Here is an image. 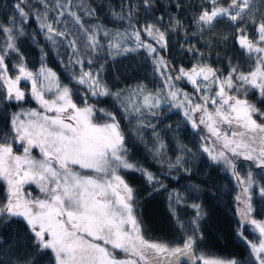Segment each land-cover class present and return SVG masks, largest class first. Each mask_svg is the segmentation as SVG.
<instances>
[{
  "label": "snow or ice",
  "instance_id": "snow-or-ice-1",
  "mask_svg": "<svg viewBox=\"0 0 264 264\" xmlns=\"http://www.w3.org/2000/svg\"><path fill=\"white\" fill-rule=\"evenodd\" d=\"M13 7L15 14L0 20V105L17 107L0 127V224L22 223L32 254L12 264H40L44 257L48 264H264V218L253 215L252 202L254 195L264 199V176L257 179L251 169L242 176L238 168L243 160L264 172V0L196 5L168 0L159 13L157 0H121L120 11L111 12L121 25L116 29L101 21L91 0H17ZM185 8L193 9L190 21L182 18ZM33 19L53 45L67 41L71 54L61 61L66 76L46 65L43 48L40 66H29L20 39H35L26 30ZM220 24L227 25L226 31L206 43L218 49L214 66L211 53L188 37L203 36ZM173 48L196 62H171L164 53ZM132 53L160 77L155 92L141 82L126 93L105 78L109 61ZM30 101L36 106L25 107ZM163 103L184 110L186 122L201 134V150L235 177L240 188L236 235L248 257L203 250V205L189 204L187 196L164 182L173 170L189 178L192 172L185 166L191 149L181 145V154L170 160L156 125L143 124L149 115L158 119ZM133 120L137 127L130 133ZM148 126L155 136L149 154L162 169L167 166L159 174L129 155L130 135L142 139ZM128 173L142 176L147 198L168 192L177 239L149 235L139 190ZM185 191L201 188L192 183ZM181 207L193 210L191 218H180ZM248 225L258 233L254 239L245 235Z\"/></svg>",
  "mask_w": 264,
  "mask_h": 264
},
{
  "label": "trees",
  "instance_id": "trees-1",
  "mask_svg": "<svg viewBox=\"0 0 264 264\" xmlns=\"http://www.w3.org/2000/svg\"><path fill=\"white\" fill-rule=\"evenodd\" d=\"M78 3L79 0H76ZM98 8L101 21L108 28L116 29L121 27L118 21L113 20L111 16L112 10L120 11L121 0H91ZM186 3L196 5L201 0H185ZM17 0H0V20H7L15 14L14 5ZM34 4L35 0H31ZM168 3V0H157V8L155 11L159 13ZM103 5V6H102ZM182 15L183 19L189 20L193 14V9L185 8ZM143 15V13H141ZM190 29H194V25L189 23L186 25ZM227 25L220 24L212 32H206L203 36H189L188 39L192 44L201 51L211 53L209 56L210 62H215V53L217 47H207L206 43L213 40L224 33ZM26 30L29 33H34L35 39L28 36L21 37L20 49L27 59L29 66L33 69L40 66L41 48L47 53L44 60L48 67H51L59 74L65 75L66 72L61 64V61H66L71 54V49L64 45L56 46L46 40L44 34L40 32L38 21L33 19L26 25ZM173 43L176 42V37H172ZM3 42V37L0 35V43ZM231 41L229 44L231 45ZM165 56L173 63H183L188 65L195 63V60H189L191 54L180 52L177 48H173L171 52L164 53ZM238 56V53H234ZM243 63V58H240ZM215 66V63H214ZM105 78L110 85H113L116 90L124 89L125 92L130 90L137 83L147 85L149 91L159 87L161 79L158 75L152 73L151 64L145 62L140 54L132 53L126 57H119L116 62H111L106 65ZM22 87H27L24 82ZM127 95L124 99L127 101ZM111 103V100H109ZM25 107H33V102H29ZM16 106L0 105V127L6 122V113L16 111ZM158 119H153L150 115L143 121L144 125H156V132L160 134V141L166 146L165 152L167 157L174 161L177 155H180V146H185L191 149L190 154H185L187 164L185 165L192 172L189 178L182 170H173L171 177L165 179L164 182L169 185V190L179 189L182 194L188 197V203H200L203 205L206 213L205 219L201 221V229L204 233V241L201 248L205 251H210L217 256H237L241 258L248 257L249 253L245 244L236 235L238 218L234 210L235 193L237 190V181L228 170H225L221 165L215 164L201 148L200 133L197 129H193L186 122L185 118L180 114L177 108L169 109L168 103H163L160 109L156 110ZM127 123V121L125 122ZM170 126V127H169ZM130 133H134L137 127V121L133 120L128 125ZM138 138L135 134L130 135V157L133 162L148 168L150 171L159 174L162 170L166 171L167 166L163 169L160 163H157L153 156L149 154V149L152 147L155 139L154 133L150 126L145 127ZM238 168L241 175H245L246 170L251 169L256 178L264 176L263 172L252 165L250 162L239 161ZM247 168V169H246ZM127 179L139 190L141 201V216L144 221V227L149 235L162 240H174L179 237V232L173 226V220L169 213L168 192L160 191L155 193L151 198H147L145 189L147 185L139 173H128ZM192 183L200 185V192L188 193L185 191L186 186ZM253 207L256 212L253 213L257 219L264 217V199L258 195L253 196ZM180 218L187 220L193 215V210L190 207H181L178 209ZM257 213H260L257 215ZM245 235L249 239H254L258 233H253V227L248 225L245 230ZM32 241L29 234L25 231L24 225L17 220H12L4 224H0V260L6 261L7 264H12L17 257L31 256L30 245ZM40 264H48V258L44 257L40 260Z\"/></svg>",
  "mask_w": 264,
  "mask_h": 264
},
{
  "label": "rangeland",
  "instance_id": "rangeland-1",
  "mask_svg": "<svg viewBox=\"0 0 264 264\" xmlns=\"http://www.w3.org/2000/svg\"><path fill=\"white\" fill-rule=\"evenodd\" d=\"M27 86H29V85H27ZM184 87H185V90L186 91H189V92H191V86L190 85H184ZM158 87H156V88H154L153 89V92H155L156 91V89H157ZM36 105H35V103L33 102V107H35ZM175 108V107H174ZM179 112H180V114L183 116V109H177ZM184 117V116H183ZM190 124V123H189ZM191 125V124H190ZM204 134H206V132L204 133ZM201 135V134H200ZM203 143V141L201 140V144ZM207 154V153H206ZM207 156L209 157V155L207 154ZM210 158V157H209ZM211 159V158H210ZM251 163V162H250ZM247 169V168H246ZM229 171V170H228ZM230 172V171H229ZM246 172H247V170H246ZM246 172H245V174H246ZM231 173V172H230ZM263 174H264V172H263ZM232 175V174H231ZM264 218V217H263ZM261 219V218H260Z\"/></svg>",
  "mask_w": 264,
  "mask_h": 264
},
{
  "label": "water",
  "instance_id": "water-1",
  "mask_svg": "<svg viewBox=\"0 0 264 264\" xmlns=\"http://www.w3.org/2000/svg\"><path fill=\"white\" fill-rule=\"evenodd\" d=\"M240 193V188L237 186V190L235 193V201H234V210H235V214L237 216V218L239 219V215H238V203L236 201V196Z\"/></svg>",
  "mask_w": 264,
  "mask_h": 264
}]
</instances>
